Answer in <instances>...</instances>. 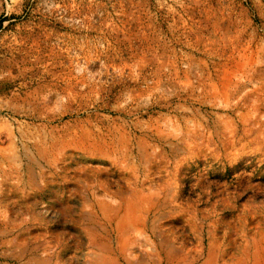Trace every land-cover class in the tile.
Returning <instances> with one entry per match:
<instances>
[{"label":"rangeland","instance_id":"obj_1","mask_svg":"<svg viewBox=\"0 0 264 264\" xmlns=\"http://www.w3.org/2000/svg\"><path fill=\"white\" fill-rule=\"evenodd\" d=\"M0 264H264V0H0Z\"/></svg>","mask_w":264,"mask_h":264}]
</instances>
